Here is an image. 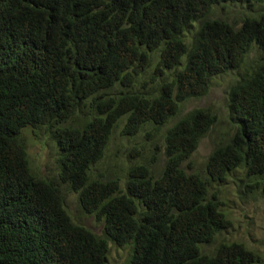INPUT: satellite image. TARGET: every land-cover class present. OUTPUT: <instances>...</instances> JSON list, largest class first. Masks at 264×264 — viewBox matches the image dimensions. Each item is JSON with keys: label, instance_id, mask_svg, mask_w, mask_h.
<instances>
[{"label": "trees", "instance_id": "1", "mask_svg": "<svg viewBox=\"0 0 264 264\" xmlns=\"http://www.w3.org/2000/svg\"><path fill=\"white\" fill-rule=\"evenodd\" d=\"M229 7L239 21L217 18ZM234 71L232 132L194 172L216 115L195 108L160 129ZM120 123L154 149L144 163L133 147L124 178H96ZM28 128L55 142L57 183L31 174ZM237 171L264 196V0H0V264H106L109 243L130 264H258L238 243L203 252L230 227L213 185ZM59 184L102 237L72 222Z\"/></svg>", "mask_w": 264, "mask_h": 264}, {"label": "rangeland", "instance_id": "2", "mask_svg": "<svg viewBox=\"0 0 264 264\" xmlns=\"http://www.w3.org/2000/svg\"><path fill=\"white\" fill-rule=\"evenodd\" d=\"M217 10V18L220 17L229 22H237L242 17L241 13L236 12V8L229 7L223 11ZM252 55L255 56V54ZM251 57L246 59L245 64L247 66L251 64ZM239 72L238 74L234 71L233 74L215 78L207 95L183 103L177 117L160 129V135H164L169 126L195 108H208L216 115V125L200 141L196 151L189 159V166L187 167L194 172L201 173L204 170L207 157L219 137L232 132L228 120L227 91L237 79V74L240 76L243 70L241 69ZM121 127L122 123L114 130L104 158L94 170L96 178H100V175H102L116 176L122 179L125 177L127 170L125 164L128 165L132 158L136 156L135 153L137 152L132 150L133 147L142 155L140 161L144 163L147 161L144 159L148 158L147 156L154 149V143H151L152 140L146 139L143 133L135 139H124L120 135ZM20 141L27 152L31 174L57 183L58 168L55 160L58 150L50 135L44 129L32 130L28 128L21 132ZM155 142L160 145V141L156 140ZM141 145H143V148H141ZM138 159L137 157L136 162H138ZM163 164L164 157L161 155L154 165L155 172H159L163 168ZM250 181L241 172L237 171L232 173L224 183L213 185L216 188L219 201L223 204L222 210L230 222V227L219 235L214 243L203 247L204 253L213 251L220 242L225 244L238 243L253 253L258 260V264H264V196L259 189L252 190L249 186H246V183ZM60 187L64 190L65 209L72 222L85 227L96 236L102 237V223L97 222L93 216L86 215L82 211L76 194L69 192L63 186ZM108 246L109 252L106 264H130L129 247L118 248L111 243Z\"/></svg>", "mask_w": 264, "mask_h": 264}]
</instances>
